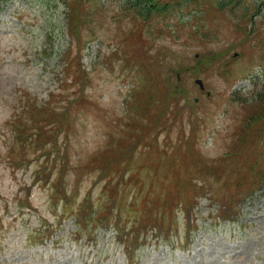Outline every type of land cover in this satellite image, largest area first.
<instances>
[{
    "label": "rangeland",
    "instance_id": "rangeland-1",
    "mask_svg": "<svg viewBox=\"0 0 264 264\" xmlns=\"http://www.w3.org/2000/svg\"><path fill=\"white\" fill-rule=\"evenodd\" d=\"M137 1H0V264H264V0Z\"/></svg>",
    "mask_w": 264,
    "mask_h": 264
},
{
    "label": "trees",
    "instance_id": "trees-1",
    "mask_svg": "<svg viewBox=\"0 0 264 264\" xmlns=\"http://www.w3.org/2000/svg\"><path fill=\"white\" fill-rule=\"evenodd\" d=\"M137 2H139V6L134 5V7L136 8V13L140 17H143V18L147 17L148 15H150V13L153 10L156 13L161 12L160 9H161L162 5H161V3L158 2V0H138ZM236 3H237V0H229L228 2H224V1H220L219 0L218 7H221V8H229L230 7L231 8V5L230 4H232L233 6H235ZM239 5L240 4H238V6ZM163 6H164V4H163ZM2 7H5V6L3 5ZM0 8H1V6H0ZM245 11H246L245 14L247 15L248 14L247 9Z\"/></svg>",
    "mask_w": 264,
    "mask_h": 264
},
{
    "label": "water",
    "instance_id": "water-1",
    "mask_svg": "<svg viewBox=\"0 0 264 264\" xmlns=\"http://www.w3.org/2000/svg\"><path fill=\"white\" fill-rule=\"evenodd\" d=\"M196 81L200 84V87H201V88H204V85H203V81H202V80L197 79Z\"/></svg>",
    "mask_w": 264,
    "mask_h": 264
}]
</instances>
